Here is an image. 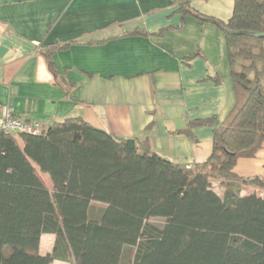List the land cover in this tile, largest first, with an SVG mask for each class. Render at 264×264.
Masks as SVG:
<instances>
[{"label":"trees","instance_id":"1","mask_svg":"<svg viewBox=\"0 0 264 264\" xmlns=\"http://www.w3.org/2000/svg\"><path fill=\"white\" fill-rule=\"evenodd\" d=\"M179 10L220 27L229 50L236 101L214 129L210 157L182 165L148 140L79 117L38 134L0 130V264H264V196L242 195L245 187L264 190V177L235 171L264 145V0H235L228 21L187 3ZM52 54L46 51L53 69ZM45 233L56 241L41 255Z\"/></svg>","mask_w":264,"mask_h":264},{"label":"crops","instance_id":"2","mask_svg":"<svg viewBox=\"0 0 264 264\" xmlns=\"http://www.w3.org/2000/svg\"><path fill=\"white\" fill-rule=\"evenodd\" d=\"M234 2L0 0V118L11 108L47 128L79 117L115 136L148 140L179 164L204 162L214 129L236 101L229 50L220 27L191 14L184 19L179 8L187 3L228 21ZM136 29L145 34L130 33ZM212 117L214 124L190 128ZM235 171L264 177V145L255 157L239 159ZM251 193L264 196L256 187L242 190ZM55 241V234H43L40 254L52 253Z\"/></svg>","mask_w":264,"mask_h":264},{"label":"built area","instance_id":"3","mask_svg":"<svg viewBox=\"0 0 264 264\" xmlns=\"http://www.w3.org/2000/svg\"><path fill=\"white\" fill-rule=\"evenodd\" d=\"M42 129L40 122L22 119L14 115L11 108H8L5 115L0 118V130L38 134Z\"/></svg>","mask_w":264,"mask_h":264},{"label":"rangeland","instance_id":"4","mask_svg":"<svg viewBox=\"0 0 264 264\" xmlns=\"http://www.w3.org/2000/svg\"><path fill=\"white\" fill-rule=\"evenodd\" d=\"M48 183L51 184V181H50L49 177H48ZM213 189H214L216 192H218L219 194H222V193H223V188L221 187V184L218 183V182H216V181L213 182ZM151 221H152L153 223L157 224V225H163L165 219H164V218H159V217L156 218V217H155V218H152ZM132 250H133L132 248L129 249V250H127V252H126V260H125V261L128 260V257H129V256L131 255V253H132Z\"/></svg>","mask_w":264,"mask_h":264}]
</instances>
